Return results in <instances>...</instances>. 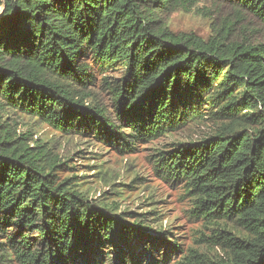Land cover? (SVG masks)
<instances>
[{"label": "trees", "instance_id": "16d2710c", "mask_svg": "<svg viewBox=\"0 0 264 264\" xmlns=\"http://www.w3.org/2000/svg\"><path fill=\"white\" fill-rule=\"evenodd\" d=\"M221 1L233 4L235 18H212L203 38L162 16L193 0H1L0 251L18 264H106L115 246L122 260L142 264L144 255L159 264L158 239L59 182L60 157L4 123L17 111L130 148L215 124L157 159L212 225L209 243L222 248L190 250L174 264H264V38L252 40L245 23L251 15L264 24V0ZM94 67L126 131L93 98Z\"/></svg>", "mask_w": 264, "mask_h": 264}, {"label": "rangeland", "instance_id": "374dc122", "mask_svg": "<svg viewBox=\"0 0 264 264\" xmlns=\"http://www.w3.org/2000/svg\"><path fill=\"white\" fill-rule=\"evenodd\" d=\"M191 5L189 10L173 8V5L164 9L162 16L171 29L194 31L208 38L212 32V18L216 21L222 16L235 18L233 4L229 1L193 0ZM3 8L0 0V17ZM245 23L246 33L252 40L264 38V24L260 20L246 15ZM92 73L93 98L118 125L117 130L123 131L125 128L116 117L112 95L102 83L103 74L98 67H94ZM107 75L113 78L118 72L110 70ZM3 120L11 130L25 134L29 144H43L60 157V167L55 172L59 182L67 181L68 186L81 192L90 205L109 207L111 212L122 215L130 223L135 222L158 239L152 254L159 264H174L190 250L209 255L222 252L221 246L209 243L212 225L192 212L193 196L187 188L181 182L165 178L157 167L160 151L171 149L175 142L197 141L215 131V124L204 123L150 141H131L130 148L123 146L121 140L116 145L115 140L113 144L90 132L65 133L22 112L9 111L3 115ZM9 232L13 233L14 229ZM167 240L178 247L167 251L165 244L160 243ZM110 249L111 258L105 255L106 264H133L132 259L119 258L115 246ZM139 260L142 264H155L144 255ZM0 264L18 263L4 250L0 251Z\"/></svg>", "mask_w": 264, "mask_h": 264}]
</instances>
